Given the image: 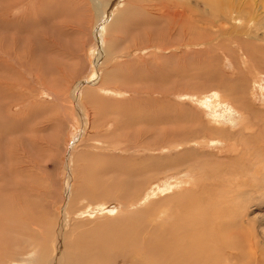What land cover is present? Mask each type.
<instances>
[{"label":"rangeland","instance_id":"rangeland-1","mask_svg":"<svg viewBox=\"0 0 264 264\" xmlns=\"http://www.w3.org/2000/svg\"><path fill=\"white\" fill-rule=\"evenodd\" d=\"M58 231L57 264H264V0H0V264Z\"/></svg>","mask_w":264,"mask_h":264},{"label":"bare ground","instance_id":"bare-ground-1","mask_svg":"<svg viewBox=\"0 0 264 264\" xmlns=\"http://www.w3.org/2000/svg\"><path fill=\"white\" fill-rule=\"evenodd\" d=\"M100 4V3H99ZM103 8V7H102ZM105 9V8H104ZM102 16H101V14L99 13V15L97 16V19L98 20H96V21H99V20H101L100 18H101ZM93 28V27H92ZM101 35V34H100ZM94 64H95V66L97 65V61H95L94 62ZM90 81H92V83L90 82ZM86 83L85 84H88V85H92V84H94L95 82H96V78H94V79H90L89 81H85ZM90 83V84H89ZM80 84L81 85H84V82H80ZM163 192V191H162ZM123 217V216H122ZM192 232V231H191ZM190 232V233H191ZM178 233H180V232H178ZM177 234V233H176ZM63 235H62V232H57V241H56V245L54 246V251H56L55 252V256L53 257V258H51L50 260H49V262H48V264H57L58 263V259H59V255H60V250H61V248H62V243H63ZM187 237V236H186ZM186 237H185V239H186ZM189 237V236H188ZM184 239V240H185ZM208 239V238H207ZM209 239L212 241L213 240V238H210L209 237ZM175 240V239H174ZM188 240V242H191L190 241V238L189 239H187ZM187 240H185V242H187ZM180 241H182L181 239H180ZM172 242H174V241H172ZM171 242V244H173ZM192 242H194V241H192ZM34 243V242H33ZM174 243H176V241L174 242ZM196 244H194V245H197V244H201L199 247H197L196 249H202L201 248V246L203 247L205 244L207 245V243L206 242H203V241H201V242H195ZM202 243H205V244H202ZM170 244V243H169ZM192 244V243H191ZM205 245V246H206ZM209 245V244H208ZM167 246V245H166ZM169 246L170 245H168V248L167 249H169ZM184 246H186V244H182V243H179L178 245H173V247H174V250H175V248L176 249H180V248H183ZM187 246H189L188 245V243H187ZM37 247H38V245H37ZM191 247V246H190ZM195 247V246H194ZM163 248V247H162ZM191 248H193V247H191ZM204 248V247H203ZM208 248H209V246H208ZM36 249V248H35ZM34 250V249H33ZM33 250H32V252H33ZM165 250V249H164ZM171 250V249H170ZM181 250V249H180ZM205 250V249H204ZM168 251V250H167ZM206 251V250H205ZM175 252H177V250L175 251ZM197 253V252H196ZM196 253H194V250H193V252H192V257H191V255L190 254H187V255H185L183 258H178L179 257V255H176V257H177V259H178V262H179V264H184V263H187V264H197V263H195L193 260H194V258H195V255H196ZM25 254V251H24V249H23V252L22 253H20V255H24ZM33 254H34V252H33ZM33 254L32 253H30V252H27V254H26V258H22V259H26L28 262H30V258L33 256ZM178 254V253H177ZM15 255H17V254H15ZM170 255V254H169ZM197 255H198V253H197ZM203 255V254H202ZM207 256V255H206ZM196 257H200V255H198V256H196ZM75 258V257H74ZM197 259V258H196ZM200 259V258H199ZM199 259H197V260H199ZM25 260V261H26ZM204 260H206L205 259V256H204ZM211 260V259H210ZM41 261V258H40V256H39V258H34L33 260H32V262L34 263V264H40L39 262ZM169 261H170V259H169ZM201 262H203L202 260H200ZM172 263L173 262H175V261H171ZM198 262V261H197ZM205 262V261H204ZM204 262L203 263H201V264H204ZM171 264V263H170ZM174 264V263H173ZM199 264V263H198Z\"/></svg>","mask_w":264,"mask_h":264}]
</instances>
